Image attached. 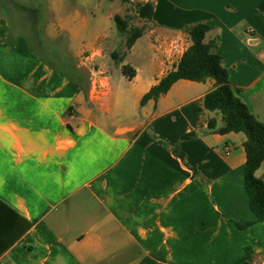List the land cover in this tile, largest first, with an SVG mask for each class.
I'll return each instance as SVG.
<instances>
[{
  "label": "crops",
  "instance_id": "crops-1",
  "mask_svg": "<svg viewBox=\"0 0 264 264\" xmlns=\"http://www.w3.org/2000/svg\"><path fill=\"white\" fill-rule=\"evenodd\" d=\"M45 1L89 89L0 15V202L31 224L21 233L0 207V264H264V221L237 225L255 218L244 135L206 131L219 118L203 107L213 81L178 80L139 104L190 45L183 27L203 22L204 41H216L230 84L264 124L261 0ZM148 1L151 19L138 18ZM115 15L144 26L129 49ZM108 57L114 71H134L121 72L130 89L114 86ZM255 174L264 181V162Z\"/></svg>",
  "mask_w": 264,
  "mask_h": 264
},
{
  "label": "trees",
  "instance_id": "trees-1",
  "mask_svg": "<svg viewBox=\"0 0 264 264\" xmlns=\"http://www.w3.org/2000/svg\"><path fill=\"white\" fill-rule=\"evenodd\" d=\"M124 1L127 2L128 0ZM257 8L264 16V0L258 3ZM23 9L33 14L36 12V9ZM153 9V2L148 1L136 10L137 17L150 20ZM113 20L119 33L127 32L125 47L129 49L136 39L142 35L144 28H132L127 31L128 24L125 19L115 15ZM183 30L190 39V45L182 53L174 68L168 71L156 85L152 86L141 97L139 104L143 105L148 100H153L155 102L178 80L183 79L198 83H204L208 79L213 81L212 88L203 97V107L209 112H215L219 118L216 116L207 118V133H241L244 135V187L249 208L255 218L253 221L237 224L239 228L243 229L253 223L264 221V181L255 174L256 170L264 162V124L249 111L247 106L237 96V90L230 84L228 80V71L222 65V58L213 50L216 47V41H204L206 33L210 30V26L203 22H197L183 27ZM53 66L61 65L53 64ZM68 70L69 71L65 73L70 80L86 92L89 73L86 70L77 68L75 65L72 66V69ZM121 72L128 79L134 76V71L128 65H122ZM82 76H84V78H82ZM0 207L12 213L15 218H19L15 212L1 202ZM17 219L16 232H18ZM19 219L21 223V233H24L31 224L23 217ZM15 237V239H17V233Z\"/></svg>",
  "mask_w": 264,
  "mask_h": 264
},
{
  "label": "rangeland",
  "instance_id": "rangeland-1",
  "mask_svg": "<svg viewBox=\"0 0 264 264\" xmlns=\"http://www.w3.org/2000/svg\"><path fill=\"white\" fill-rule=\"evenodd\" d=\"M41 2L40 5L36 6L35 3ZM34 2H22L19 0H0V15H7L15 22V30L18 34H22L27 38L29 44L35 48L37 53L43 57V59L48 60L57 65H65L67 69H72L77 62L67 51V46L65 42V35L63 33L52 31V21L53 13L47 7L45 0H39ZM108 2V0L106 1ZM104 7V5H103ZM23 8L36 9V12L29 13ZM111 11L116 10V6L112 5L109 8ZM68 11V10H66ZM128 31L132 28H138V21L136 17L131 16L128 20ZM111 27L114 26V20L111 19ZM112 29L114 30V28ZM144 28V26H142ZM16 35V34H14ZM108 67L112 68V83L116 88L121 90L130 89V84L125 78L121 77V72L116 69L114 61L108 57ZM86 76V75H85ZM84 78V76H82ZM86 81L87 78L85 77ZM85 81V82H86ZM89 80L87 81V89Z\"/></svg>",
  "mask_w": 264,
  "mask_h": 264
},
{
  "label": "water",
  "instance_id": "water-1",
  "mask_svg": "<svg viewBox=\"0 0 264 264\" xmlns=\"http://www.w3.org/2000/svg\"><path fill=\"white\" fill-rule=\"evenodd\" d=\"M128 129H133V128H128ZM124 130H127V129H120V131H124Z\"/></svg>",
  "mask_w": 264,
  "mask_h": 264
}]
</instances>
